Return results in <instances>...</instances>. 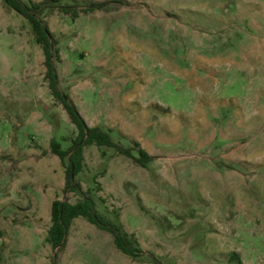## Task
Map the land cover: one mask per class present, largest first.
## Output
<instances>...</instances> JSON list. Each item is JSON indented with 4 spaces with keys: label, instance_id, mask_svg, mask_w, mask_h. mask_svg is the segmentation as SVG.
Segmentation results:
<instances>
[{
    "label": "rangeland",
    "instance_id": "obj_1",
    "mask_svg": "<svg viewBox=\"0 0 264 264\" xmlns=\"http://www.w3.org/2000/svg\"><path fill=\"white\" fill-rule=\"evenodd\" d=\"M96 1L107 4L41 18L61 91L90 125L154 156L143 167L87 145L76 175L144 255L83 216L64 247L48 241L53 200L80 199L63 192L51 141L67 149L78 129L30 21L0 0V264H264V0Z\"/></svg>",
    "mask_w": 264,
    "mask_h": 264
},
{
    "label": "trees",
    "instance_id": "obj_2",
    "mask_svg": "<svg viewBox=\"0 0 264 264\" xmlns=\"http://www.w3.org/2000/svg\"><path fill=\"white\" fill-rule=\"evenodd\" d=\"M4 2L16 10L19 14L26 17L34 30L36 41L42 45L45 54L46 77L49 80V87L52 94L60 99L67 110L72 122L78 129V134L74 138L72 145L65 149L62 143L53 139L51 141V150L58 155L66 167L65 185L63 192L65 194L73 192L80 195V199L71 202L67 199H55L51 205V221L52 224L48 231V241L53 247H64L67 243L70 227L76 217L83 216L90 222L96 224L99 228L107 230L113 234L114 242L118 249L133 259L143 257V249L127 232L123 231L118 225L113 223L107 217L100 215L97 211L96 200L90 189L84 190L81 182L76 179L85 161L84 149L87 145H97L99 147H112L118 154L132 158L136 163L147 167L154 159L140 142L135 141L137 153L132 146H125L115 141L111 136V130L100 126H91L85 117L78 110L76 104L64 92L61 91L58 84V72L55 66V59L60 58L59 49L56 47L57 41L51 32L49 25L43 21L41 16L47 10L50 13L58 10L65 14H71L78 17L80 13H89L98 9H103L106 2L91 0L84 8L79 9L74 6L62 4L61 0H42L39 2L27 3L23 0H4ZM102 155H106V151L102 150ZM234 257L241 262V258L237 253Z\"/></svg>",
    "mask_w": 264,
    "mask_h": 264
},
{
    "label": "crops",
    "instance_id": "obj_3",
    "mask_svg": "<svg viewBox=\"0 0 264 264\" xmlns=\"http://www.w3.org/2000/svg\"><path fill=\"white\" fill-rule=\"evenodd\" d=\"M87 121V120H86ZM88 122V121H87ZM89 124V123H88ZM90 125V124H89ZM91 126H97V125H91ZM99 126V125H98ZM84 155H85V149H84Z\"/></svg>",
    "mask_w": 264,
    "mask_h": 264
}]
</instances>
